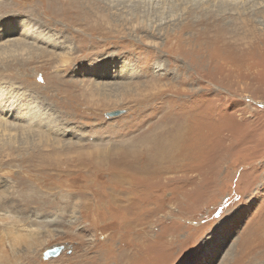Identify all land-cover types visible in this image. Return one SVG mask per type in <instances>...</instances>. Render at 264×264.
<instances>
[{"label":"rangeland","instance_id":"1","mask_svg":"<svg viewBox=\"0 0 264 264\" xmlns=\"http://www.w3.org/2000/svg\"><path fill=\"white\" fill-rule=\"evenodd\" d=\"M94 1L0 0V47L29 21L49 53L0 49V90L26 115H0V238H36L33 264L82 244L126 264H264V0ZM174 132L179 169L139 176L142 215L112 204L127 155L154 160Z\"/></svg>","mask_w":264,"mask_h":264},{"label":"bare ground","instance_id":"2","mask_svg":"<svg viewBox=\"0 0 264 264\" xmlns=\"http://www.w3.org/2000/svg\"><path fill=\"white\" fill-rule=\"evenodd\" d=\"M78 1V0H77ZM94 1V0H93ZM122 0H119V2H121ZM130 1V0H128ZM137 1L138 3H150L152 2L151 0H134ZM157 0H154L153 2H156ZM188 2L190 0H163L162 2H160V0L157 2L158 5H162L161 9H169L170 7H173L175 5L176 2ZM234 1V0H233ZM252 0L249 1H245V3H241L238 5H242V6H248V4L246 3H252ZM257 1V0H256ZM89 2V1H88ZM95 2V1H94ZM93 2V3H94ZM97 2V1H96ZM38 3V2H37ZM42 3V2H41ZM60 3V2H59ZM98 3V2H97ZM113 3V2H111ZM115 3V2H114ZM233 3V2H232ZM75 4V2H74ZM79 4V3H78ZM100 4V3H99ZM120 5V4H119ZM153 5V4H151ZM73 6V5H72ZM149 6V5H148ZM99 8V7H98ZM78 9V8H77ZM80 9V8H79ZM160 11V10H159ZM100 12V11H99ZM87 12H85L86 15ZM93 13V12H92ZM80 16V14H79ZM67 17V16H66ZM74 17V16H72ZM78 18V16H77ZM100 18V17H99ZM81 19V18H80ZM99 20V19H98ZM76 21V20H75ZM79 22V21H78ZM94 22V21H93ZM98 23V22H97ZM84 24V23H83ZM13 32L14 35H19V37H15L14 39L7 41L8 43L10 42V44L5 47V48H12L15 53H19V52H28V50L30 51L31 49H36L39 51L40 49L43 48V44H47V43H43V36L45 37L44 34L37 35V37H34L36 34L34 32L38 30L34 29L33 26H31L29 21H24L23 24H15L13 26ZM3 32V31H2ZM12 32V33H13ZM182 32V31H181ZM243 35V34H242ZM241 35V36H242ZM1 37V36H0ZM33 37H34V41H33ZM5 38V37H4ZM42 38V39H41ZM38 40H41V42H38ZM111 41V40H110ZM37 43V45H36ZM238 44V43H237ZM3 45V44H2ZM1 45V46H2ZM51 47H57L56 44H50ZM4 47H0V49H3ZM4 48V49H5ZM37 50H34V52H37ZM43 52L41 53V55H46L48 56L49 53L47 51H45L44 49H42ZM20 54V53H19ZM33 53L28 52V55L30 56V61L31 62H35L37 59L35 57H31ZM21 55V54H20ZM60 56V55H59ZM21 57V56H20ZM25 57V56H24ZM61 62H67L66 57H60ZM93 69V68H92ZM117 75V74H116ZM14 97V96H13ZM11 100V95H9L6 91L0 90V115L5 118H10V117H18L21 119H26V115H20L18 116L21 111L16 109V101L13 100V103L11 104H7V101ZM12 102V101H11ZM22 107V106H21ZM28 109V108H27ZM22 110V109H21ZM30 112V111H29ZM33 113V112H32ZM31 113V114H32ZM30 114V113H28ZM12 115V116H11ZM29 116V115H28ZM32 116V115H31ZM13 117V118H14ZM29 119V117H28ZM3 120V119H2ZM9 120V119H8ZM32 120V119H31ZM10 122L12 120H9ZM30 121V120H29ZM5 122V121H4ZM6 123V122H5ZM30 123V122H29ZM3 124V123H2ZM8 124V122H7ZM12 125V124H11ZM25 125V124H24ZM6 126V125H5ZM9 126V125H8ZM10 127V126H9ZM23 127V126H22ZM167 127V126H166ZM164 127V128H166ZM12 128V127H11ZM162 130V129H161ZM10 131V130H9ZM174 131V130H173ZM161 132V131H160ZM175 133V132H174ZM179 133V132H178ZM164 134V133H163ZM162 137V136H161ZM159 137L158 141H156V149L154 151V160H152V158L150 157L151 160L147 161H139L138 159H133L130 160L129 159V155H127L126 160L123 162L122 167H126L127 170L131 171V173L133 175L128 174L129 176L133 177L134 181L131 180L129 177L123 176L122 173L119 172V177L116 179L115 177H117L115 174L113 175V178L116 179L115 181V185H114V189H121L123 190V192L121 194L118 193V195H121V198H118L117 194L113 193L112 198L110 199L111 203L114 205H119L118 208H122L123 211L124 209H128V208H132L134 212V217L138 216V215H142L141 212V197L138 198L136 195L139 193L137 191H139V189L141 188V183L142 182V177H139L140 175L146 174L147 168L149 166H160L163 165L165 163H167L168 165H170V168H166L164 171L162 172H173L174 169L176 168L177 170L179 169V167H177L175 165V161L178 160V148H179V143L177 141V135L176 133L172 135V139H166V141ZM163 137H166L163 136ZM154 138V137H153ZM154 141V140H153ZM180 141V140H179ZM151 144V143H150ZM155 145V144H154ZM153 145V146H154ZM152 147V146H151ZM153 148V147H152ZM151 149V148H149ZM152 152V151H151ZM179 161V160H178ZM153 162V164H152ZM121 166V165H120ZM167 166V165H166ZM164 168V167H163ZM149 169V168H148ZM158 169V168H156ZM145 171V172H144ZM150 172V171H149ZM158 172V170H157ZM127 174V173H126ZM166 174V173H165ZM112 176V175H111ZM154 176V175H153ZM113 183V180H112ZM125 184H128L127 186ZM141 191V190H140ZM108 197V196H107ZM122 201V202H121ZM128 201V203H130L129 205H124V202ZM96 209V208H94ZM92 209V210H94ZM131 210V209H130ZM126 211V210H125ZM95 212V210H94ZM127 213V212H126ZM125 213V214H126ZM130 213V212H129ZM89 214V212H88ZM128 216V215H127ZM133 217V218H134ZM130 219V218H127ZM134 220H132L131 222H129L130 227L132 229H134ZM125 222V221H123ZM8 232V231H7ZM120 232V231H119ZM121 233V232H120ZM126 233V232H124ZM4 241L5 248H2V246H0V264H11L12 262L15 263H20L22 260H25L27 263L26 264H33L31 261V259L35 256V254L37 252H39L38 247H39V242H36L35 239L32 236H27V237H23L22 235H18V234H13V233H5L4 234V238H2ZM0 238V240H2ZM134 244L132 246V248L136 251L139 252V249L141 247V244L139 241H137L136 239H133ZM1 244V242H0ZM98 245V244H97ZM97 245H89V244H82V246L84 247V249L81 250V253L78 254V251L73 255V257L70 259V261L67 264H89V263H94V264H126L125 260L127 257V251L124 253V255H122L121 260L119 258L113 259L111 261V257L109 255H99L96 251H95V246ZM106 245V244H105ZM121 245H124V243H122ZM127 245V244H126ZM125 245V246H126ZM130 245V244H129ZM24 247L25 250H18V248ZM129 247V246H128ZM130 251V250H129ZM131 252V251H130ZM139 254L136 255V257H138ZM138 261V260H137ZM140 263V262H139ZM132 264V263H131ZM142 264V263H141Z\"/></svg>","mask_w":264,"mask_h":264},{"label":"water","instance_id":"3","mask_svg":"<svg viewBox=\"0 0 264 264\" xmlns=\"http://www.w3.org/2000/svg\"><path fill=\"white\" fill-rule=\"evenodd\" d=\"M125 112L124 111H116V112H111L106 115L107 118H117L121 115H123ZM64 248L63 247H55L53 249L47 250L44 253V258L46 260L51 259V258H57L61 255L63 252Z\"/></svg>","mask_w":264,"mask_h":264}]
</instances>
